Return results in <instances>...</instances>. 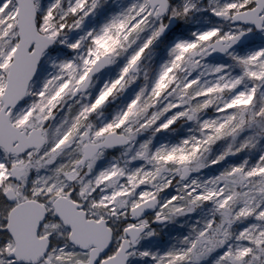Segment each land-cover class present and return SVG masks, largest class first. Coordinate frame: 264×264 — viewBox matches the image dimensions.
Returning a JSON list of instances; mask_svg holds the SVG:
<instances>
[{"label":"snow or ice","instance_id":"1","mask_svg":"<svg viewBox=\"0 0 264 264\" xmlns=\"http://www.w3.org/2000/svg\"><path fill=\"white\" fill-rule=\"evenodd\" d=\"M0 264H264V0H0Z\"/></svg>","mask_w":264,"mask_h":264}]
</instances>
